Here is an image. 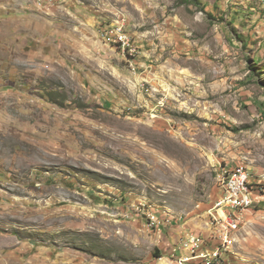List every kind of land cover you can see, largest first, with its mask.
<instances>
[{"label":"rangeland","instance_id":"1","mask_svg":"<svg viewBox=\"0 0 264 264\" xmlns=\"http://www.w3.org/2000/svg\"><path fill=\"white\" fill-rule=\"evenodd\" d=\"M237 167L256 204L221 264H264V0H0V264L215 250Z\"/></svg>","mask_w":264,"mask_h":264},{"label":"built area","instance_id":"2","mask_svg":"<svg viewBox=\"0 0 264 264\" xmlns=\"http://www.w3.org/2000/svg\"><path fill=\"white\" fill-rule=\"evenodd\" d=\"M117 43L119 47L126 49L129 47L128 40L124 37L121 29L116 32ZM247 171H229L223 169L222 179H224L223 195L215 205V214H212L213 224H210L213 234L218 241V247L215 250L208 251L205 247V241L199 235L194 233L186 234L180 243L173 249L172 261H181V264H221L222 254L228 252L235 244L232 240V232L243 221V214L254 205H247L246 202H238L234 198V188H241L242 193L246 190H253L252 184L248 187H241V178ZM254 192V190H253ZM218 220H226L230 223V230H220ZM171 219L154 217L151 226L159 228L162 225L170 226Z\"/></svg>","mask_w":264,"mask_h":264},{"label":"bare ground","instance_id":"3","mask_svg":"<svg viewBox=\"0 0 264 264\" xmlns=\"http://www.w3.org/2000/svg\"><path fill=\"white\" fill-rule=\"evenodd\" d=\"M229 171H246L243 167H237L233 169H228ZM221 182L224 185V179H222L221 175ZM249 176L248 173L245 172L243 177L241 178V187H248L249 186ZM254 192L252 190H246L245 194L242 193L241 188H234V198L238 202H246L247 205H254L253 196ZM218 225L220 226V230H230V223L226 220H218ZM238 228V227H237ZM236 228V229H237ZM234 229L233 231H235Z\"/></svg>","mask_w":264,"mask_h":264}]
</instances>
